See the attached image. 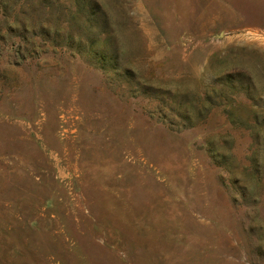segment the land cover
<instances>
[{
  "label": "rangeland",
  "instance_id": "1",
  "mask_svg": "<svg viewBox=\"0 0 264 264\" xmlns=\"http://www.w3.org/2000/svg\"><path fill=\"white\" fill-rule=\"evenodd\" d=\"M0 264H264V0H0Z\"/></svg>",
  "mask_w": 264,
  "mask_h": 264
},
{
  "label": "trees",
  "instance_id": "2",
  "mask_svg": "<svg viewBox=\"0 0 264 264\" xmlns=\"http://www.w3.org/2000/svg\"><path fill=\"white\" fill-rule=\"evenodd\" d=\"M102 24H103V28L107 30V27L110 24V21L107 20V18H104V20H102Z\"/></svg>",
  "mask_w": 264,
  "mask_h": 264
}]
</instances>
